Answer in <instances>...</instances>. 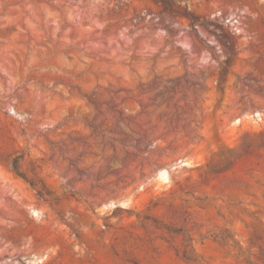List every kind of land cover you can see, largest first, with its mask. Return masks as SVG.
<instances>
[{
    "label": "rangeland",
    "instance_id": "rangeland-1",
    "mask_svg": "<svg viewBox=\"0 0 264 264\" xmlns=\"http://www.w3.org/2000/svg\"><path fill=\"white\" fill-rule=\"evenodd\" d=\"M0 264H264V0H0Z\"/></svg>",
    "mask_w": 264,
    "mask_h": 264
},
{
    "label": "trees",
    "instance_id": "trees-1",
    "mask_svg": "<svg viewBox=\"0 0 264 264\" xmlns=\"http://www.w3.org/2000/svg\"><path fill=\"white\" fill-rule=\"evenodd\" d=\"M20 159L21 158L19 156L14 157L12 159V161H11V168L16 174H18V175H20L21 177L24 178L23 174L20 171V164H19L20 163ZM30 185L34 186V184H32V183H30ZM39 194H40V192H38V195Z\"/></svg>",
    "mask_w": 264,
    "mask_h": 264
}]
</instances>
